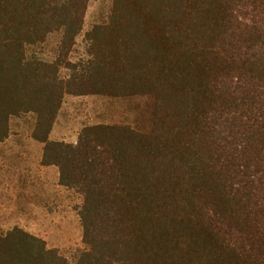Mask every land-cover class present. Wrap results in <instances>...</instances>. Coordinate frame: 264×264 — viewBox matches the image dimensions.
I'll use <instances>...</instances> for the list:
<instances>
[{
    "label": "trees",
    "instance_id": "1",
    "mask_svg": "<svg viewBox=\"0 0 264 264\" xmlns=\"http://www.w3.org/2000/svg\"><path fill=\"white\" fill-rule=\"evenodd\" d=\"M89 5L0 0V143L33 115L83 245L0 230V264H264V0H112L84 31ZM87 96L148 97V127L50 140L63 100Z\"/></svg>",
    "mask_w": 264,
    "mask_h": 264
},
{
    "label": "rangeland",
    "instance_id": "2",
    "mask_svg": "<svg viewBox=\"0 0 264 264\" xmlns=\"http://www.w3.org/2000/svg\"><path fill=\"white\" fill-rule=\"evenodd\" d=\"M111 4L112 0H90L84 31L105 22ZM55 46L48 43L44 47L48 58L54 54ZM147 98L122 102L97 96L67 97L49 138L75 143L84 126L96 123L133 120L147 128L153 111L152 100ZM34 121L32 114L11 118L9 138L0 143V230L21 228L70 258L72 252L83 248L79 219L73 208L76 200L58 186L56 168L41 166L42 145L31 137Z\"/></svg>",
    "mask_w": 264,
    "mask_h": 264
}]
</instances>
